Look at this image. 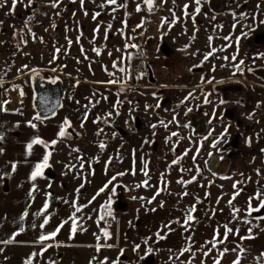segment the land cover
Masks as SVG:
<instances>
[{
  "label": "rangeland",
  "instance_id": "rangeland-1",
  "mask_svg": "<svg viewBox=\"0 0 264 264\" xmlns=\"http://www.w3.org/2000/svg\"><path fill=\"white\" fill-rule=\"evenodd\" d=\"M208 1L153 0L150 9L145 0H117L115 5L107 0H83V4L81 0H18L12 10V0H0L4 5L0 7V80L22 86L32 97L31 109L33 76L61 82V110L42 123L43 127L47 123L62 126L67 118L71 124L54 149H48L52 155L50 167L41 176L46 181L43 186L39 188L37 179H28L37 190L30 192L28 185L25 191L14 189L9 199L14 203L10 208L1 207L0 215L5 222L20 219L19 223L33 220L43 224L47 219L41 235L63 227L54 239L43 242L40 237L0 235V249L4 241H11L3 264H26L28 260L32 264H214L216 259L220 264H233L237 259L239 264H264V253L253 251L251 239H244V246L234 238L217 249L195 250L178 235L176 227V215L183 208L210 209L205 204L211 203L226 210L220 202L232 199L238 190L240 194V174L234 169L239 165L236 157L246 152L247 121L264 118V82L256 75L264 70V0H221L219 12L210 10ZM145 54L161 56L152 66L153 80L144 73L130 83L138 57ZM197 67L202 71L191 73ZM227 83H238L244 90L237 95L223 94L220 87ZM189 110L211 123L206 138L191 135L184 119ZM230 112L231 121L226 119ZM134 121L143 128L151 126L154 139L169 141L159 144L157 156L138 148L137 163L130 152ZM120 130L127 136H120ZM217 140L220 142L212 147ZM215 151L232 158L226 176H212L206 168L209 154ZM145 163L147 177L142 171ZM46 172L53 176H45ZM113 176L117 180L100 192ZM144 180L148 187H136ZM50 182L65 189L63 199H56L46 186ZM3 183L6 193L9 184ZM113 186H117V194L112 202L120 194L128 202L122 215L112 205L109 215L104 207ZM157 191L159 195H155ZM238 197L230 209L243 210L242 205L248 209L249 199ZM199 199L202 205L197 203ZM251 203L253 208L259 205ZM73 216L77 220L74 234ZM157 232L166 238L158 239ZM185 248L190 251H183ZM224 249L228 251L221 256Z\"/></svg>",
  "mask_w": 264,
  "mask_h": 264
},
{
  "label": "crops",
  "instance_id": "crops-1",
  "mask_svg": "<svg viewBox=\"0 0 264 264\" xmlns=\"http://www.w3.org/2000/svg\"><path fill=\"white\" fill-rule=\"evenodd\" d=\"M1 78H3L2 73L0 74ZM21 91L23 92V96L20 94ZM30 98L32 97L25 92L22 86H16L10 80H0V132L4 133V140L0 142V149H3L2 154H0V215L1 207L10 208L14 203L10 202L9 199L13 197L17 188L25 191L28 190L29 186V190L32 192V185L35 184L28 182V179H30V174L34 170L35 165L42 162L46 150L43 145H34L32 154L29 156L26 152V145L36 137L43 139L45 142L60 140L57 134L61 124L47 123L46 127H43L41 120L37 121L34 119L36 114L33 108L31 109L28 105L31 103ZM261 113L264 116V112ZM261 118L247 122L249 129L243 142L245 143L243 150H246V152L240 153L236 157L239 165L234 169V173L238 172L240 174L241 191L238 197L239 200L252 198V201L259 202V200L255 199L256 194L258 192L264 193V135L261 136L264 133V118L263 120ZM30 121L37 125L35 129L29 126ZM249 138L250 143H248ZM11 163H16L17 165L15 172L11 170ZM44 175L46 176V173ZM45 180L47 179L45 178ZM3 181L9 184V189L6 193L2 191L5 184ZM37 182L40 188L43 186L42 183L46 181H43L42 177L38 176ZM50 184L51 182L46 186ZM49 189L53 190L57 195L56 199H63V195L65 194L63 191L65 189L60 185L52 183ZM24 194L26 195L23 192ZM37 194L39 195V193ZM38 197L41 199L40 196ZM183 200V205H187L186 199L183 198ZM230 200L232 199H224V203L222 204L220 202V206L226 210L214 208L213 203V206H211V203L205 204L210 205V209H196L195 213H193L194 220L187 224H185V221L188 210L183 208L181 210L182 213L177 216L178 223L176 227L178 235L184 239V242L187 241V243L192 244L195 250L212 249L213 247L209 242L213 240L217 230L222 238L225 226L232 228L234 231L228 234V238L224 243L217 244V247L214 248L217 249L221 245L230 243V239L235 241L234 238H239V244L242 246L243 243L244 246V239H241V237H247L249 235L248 229L251 228V246L253 247V251L264 253V220L255 219L258 216H264V209L259 212V215L254 216L253 213L256 212H253L252 216L249 217L247 216L248 209L240 205L243 210H240L234 216L233 210L230 209V205L228 206ZM199 201V204L202 205L201 199ZM235 202V200H232V203ZM215 203L218 204L219 201L217 200ZM19 204L22 205V202ZM245 220L251 221V223H245ZM19 222H21L20 219L18 221L5 222L2 216H0V235L4 238H16L21 237L18 235H23V239L41 236V221L39 223L33 220L28 221L27 223L33 224L32 227H25L26 221L23 223ZM236 229L239 230V234H236ZM26 243L25 240L24 244ZM9 245V243H6L0 249V264H3L5 261L3 260L4 255L10 253Z\"/></svg>",
  "mask_w": 264,
  "mask_h": 264
},
{
  "label": "snow or ice",
  "instance_id": "snow-or-ice-1",
  "mask_svg": "<svg viewBox=\"0 0 264 264\" xmlns=\"http://www.w3.org/2000/svg\"><path fill=\"white\" fill-rule=\"evenodd\" d=\"M73 2H74V0H73ZM145 2L149 5V8L151 9L153 0H145ZM196 2H197V4H199L200 3V0H196ZM17 3H18V0H12V2H11V8H12V10H15V8L17 6ZM107 3L110 4V5H115L117 3V0H107ZM81 4H83V0H81ZM55 6H57V5L56 4H53V7H55ZM101 6H103V5H101ZM0 7H4V5L3 4H0ZM185 7H187V5ZM137 11H140V8L139 7L137 8ZM198 11H199V8H197V12ZM85 14L87 15V13H85ZM96 15H99V13H97ZM165 22H167V21H165ZM95 31H98V29H96ZM245 35H247V34H245ZM69 44H71V41H69ZM132 47H135V45H132ZM57 51H59V50H57ZM94 51H96L97 52V55H99V50L98 49H94ZM207 59H208V55L206 54L205 55V60H207ZM235 59H236V57L233 56V60H235ZM239 63L240 64H243V61L241 60ZM237 69L239 70V65H237ZM209 82H211V81H209ZM52 83H56V80H53ZM20 94H21V96H23V92L22 91H21ZM205 102H207V100ZM222 103H223V101H222ZM4 110H6V109H4ZM44 118H47V116H45ZM249 118H251V117H249ZM34 119L37 120V121H40L41 120V116L39 114H37L34 117ZM29 126L31 128H33V129H35L37 127V125L35 123H32L31 121L29 122ZM81 126H83V125H81ZM69 127H71V124H70V121H68L67 118H66L65 121H64V123H63V125L60 127V130H59L58 134H57L58 137H60V138L65 137V135L67 134V131L66 130ZM152 127H156V125H152ZM173 135H176V134L173 133ZM3 140H4V133L3 132H0V142H2ZM57 142H58L57 140H53L51 142H45L43 139H41L39 137H36V138L32 139L31 142H29L26 145V152H27V155H29V156L32 154L33 146L34 145H43L44 148H45V150H46L45 155L43 156L42 162L37 163L35 165L34 170L31 172V174H30V180L35 181L38 176H43L44 169L50 167L49 159H50V157L52 155V152L51 151H48V149L49 148H53L54 149V146H55V144ZM219 142H220L219 140L215 141L213 143L212 147H216V144L219 143ZM248 143H250V138H249ZM104 147H105V145L103 143H101L100 144V148L103 149ZM74 151H78V149H74ZM2 152H3V149H0V154H2ZM177 162L178 161H173V163H177ZM16 167H17L16 163H11V170H12V172H15L16 171ZM142 171L144 172V175L147 177L148 176L147 163L144 164V168L142 169ZM125 174L126 173H119L118 175L119 176H122V175H125ZM133 174H135V173L133 172ZM116 180H117V176H113L111 178V180H109L108 183L104 186V188H101L100 189V192H104L108 188V185L112 184V182L113 181H116ZM178 182L179 183L186 184V183H191L192 181H187V182H185V181H178ZM141 186L148 187V181L147 180H144L142 182V185L141 184L136 185V187H141ZM233 187L236 188V185L234 184ZM116 188H117V186H113L112 187L111 195L109 196V199L107 201V204L104 206V207L107 208L109 215L111 213L112 196H115L117 194ZM36 190L37 189H36L35 185H33L32 191L34 192ZM159 194H160V192L157 191L155 195H159ZM155 195L152 197L151 200L148 201V203H151L152 200L155 199ZM184 195H187V193H184ZM236 195H239V190L233 195L232 200L235 199V196ZM132 199H137V197H132ZM139 199L143 200L145 198L144 197H140ZM255 199L259 200V205H258V207L253 208L252 207V203H251L252 198L249 199V202H248V211H247V216H249V217L252 216V213L253 212L259 213V212H261L262 209H264V193L258 192L256 194V196H255ZM232 200L229 201V205L232 204ZM197 203H200V201L197 200ZM162 206L163 205L161 204V207ZM47 208H48V204L45 203L44 209L47 210ZM76 211L79 212V211H81V209L79 207H77L76 208ZM153 211H155V209H153ZM195 211H196L195 205L191 206L188 209V212H187V215H186L185 224H187L188 222H191V221L194 220L193 213H195ZM239 211H240V209H238V208L234 209L233 215L235 216V214L238 213ZM24 215L26 216L27 213H24ZM100 218L101 219H104V216L101 215ZM21 219H23V216L21 217ZM71 219H72V233L74 234L76 232V229H77V220H76L75 216H73ZM255 219L264 220V216H258ZM244 222L245 223H251V221H248V220H245ZM47 223H48V220L45 219L44 222H43V224L40 225V227L43 228L44 225L47 224ZM60 227H63V224H61L60 226H58L57 229L54 232H52L50 235H41L40 238H39L40 241L43 242L45 240L54 239L55 236L57 235V233L59 232ZM164 227H168L170 229V226L169 225H165ZM102 231H103V236L105 238H110V234H109V232L107 230H102ZM233 231L234 230L232 228H229V227L225 226V232L223 234V237L222 238L220 237V233L217 230L216 234L214 235L213 240L210 241L209 243H211V245H212L213 248H216L217 247V244L218 243H224L227 240V238H228V234L229 233H232ZM251 231H252L251 228H249L248 229L249 235L247 237H241V239H251L252 238ZM235 232H236V234H239V230L238 229H236ZM155 235L157 236L158 239H164V238H166L164 236H161L160 235V232H157ZM98 239H99V237H98ZM10 242L11 241H4V243H10ZM147 242L148 241L146 239L145 240V243H147ZM108 247H112V246L111 245H108ZM136 247L139 248V245H137ZM237 247H239V245ZM46 250L47 249H45V251ZM97 251H99V246H97ZM148 251L151 252L152 249L149 248ZM183 251L187 252V251H190V249L189 248H185ZM227 251H228V249H224L220 253V255L222 256L224 254V252H227ZM233 251H235V249H233ZM205 255H208V253H205ZM26 264H32V261L31 260H28V261H26ZM214 264H220V260L219 259H216L214 261ZM233 264H239V260L237 259L236 261L233 262Z\"/></svg>",
  "mask_w": 264,
  "mask_h": 264
},
{
  "label": "flooded vegetation",
  "instance_id": "flooded-vegetation-1",
  "mask_svg": "<svg viewBox=\"0 0 264 264\" xmlns=\"http://www.w3.org/2000/svg\"><path fill=\"white\" fill-rule=\"evenodd\" d=\"M208 6H209L210 10H212L214 12H219L222 9V7H223L222 1H221V6H222L221 9L218 10V11L217 10H213L211 8V0L208 1ZM152 66H154V64L148 63L146 65V67H145V73H146V76H147V78L149 79L150 82L153 80V77L152 76H154V69H153ZM201 71H202V68H200V67L191 69V73H200ZM256 75H257V77L259 79H261L264 82V70L257 71ZM139 76L140 75L137 74V69L135 67V69L131 73L130 83L134 82L135 79H138ZM33 82L36 85L42 87L44 85V82H50V81L47 80V79H45L43 75H35L30 80L31 90H32V83ZM243 90H244L243 89V86L240 85V84H238V83H227V84H224V85H222L220 87V91L223 94H235V95H237V94H240L241 92H243ZM32 94H33V92H32ZM60 110H61V108L59 109V111ZM189 113H194V114L197 115L196 119H194V124L196 123V120L199 121L200 119H203V122H204V126L205 127L202 129L201 126H200V128L198 126V128L196 130V132L202 131V134L201 135L194 134L195 133V129L191 125V120L187 118V115ZM228 115L229 116H226V119H228L230 121L233 120L232 112H230ZM184 119L187 121V125H188L189 130H190V133H191V135L193 137H198V138L205 137L206 138L208 136V134L211 132V130H210L211 123L205 117L200 116L198 113H196L194 111H190V112L186 113ZM252 120H254V119H252ZM252 120H248V121H252ZM41 121H44V120H41ZM150 128H151V126L144 127V128L141 127V123H139L138 121H136V122L134 121V123H133V129H132L133 130V133L131 134V141L130 142L133 144L132 146L134 148L130 152L132 153L133 159L135 157V163H137V161H138L137 159L139 158V156H141L138 153V151H139L138 148H141V150L142 149H146L144 152L148 156H157V154L159 153V148H161L159 144L164 143L166 145L169 142V141H164V140H162V142H161L159 139L158 140L154 139L153 133H150L149 132V131H152V129H150ZM142 132H146V133L144 135L139 134V133H142ZM118 134L120 136H127V133L124 130H120V132ZM140 136H141V138H140ZM244 138H245V136H244ZM232 144L234 146H236L237 145V141H234ZM244 144L245 143H243V146H244ZM164 148L165 147L162 148V151H164V150L166 151V149H164ZM242 149H243V147H242ZM216 151L214 153L209 154V159L211 157H216L217 159H223V158H228V157L231 158V156L229 154H226V155H223V156H218V154L216 153ZM220 151H222V149ZM142 152H143V150H142ZM167 153L168 152L166 151L165 152V155ZM209 159H208V161H209ZM208 161H207V163H208ZM231 162H232V158H231ZM207 163H206V168H207ZM231 166H232V163H231ZM230 169H231V167H230ZM229 172H230V170H229ZM229 172H228V174H229ZM210 174L212 176H215L211 172H210ZM215 177H219V176H215ZM120 186L121 185H119V187ZM146 204H147L146 205L147 207L150 206L149 203H148V201L146 202ZM111 205H112V208L114 210H116V212L120 213L121 215L124 214L128 210V202H126V200H125V198H124V196L122 194L118 195L115 198V200L112 202ZM167 212H170V211L167 210ZM179 214H181V210H180V212H178V214L176 216H179ZM149 215L151 216L153 214L152 213H146V216L149 217ZM170 215L171 214H168L167 216H170ZM140 216H142V215H140ZM133 220H138V218H134Z\"/></svg>",
  "mask_w": 264,
  "mask_h": 264
},
{
  "label": "water",
  "instance_id": "water-1",
  "mask_svg": "<svg viewBox=\"0 0 264 264\" xmlns=\"http://www.w3.org/2000/svg\"><path fill=\"white\" fill-rule=\"evenodd\" d=\"M221 1L220 0H211V8L213 10L221 9ZM32 108L35 114H39L41 116V120H47L53 117L61 108L62 101L64 97V91L61 82L56 81V83L44 82L42 87L36 85L34 82L32 83ZM47 116V118H44ZM197 115L194 113H189L187 118L191 120V125L195 129L194 134H202V131L196 132L198 126L205 127L203 119L199 121L196 120L194 124V119H196ZM231 158H223L217 159L216 157H211L207 163V169L215 176L223 177L226 176L231 167ZM46 175L53 176L52 173L46 172ZM254 216L259 215V213H253Z\"/></svg>",
  "mask_w": 264,
  "mask_h": 264
},
{
  "label": "built area",
  "instance_id": "built-area-1",
  "mask_svg": "<svg viewBox=\"0 0 264 264\" xmlns=\"http://www.w3.org/2000/svg\"><path fill=\"white\" fill-rule=\"evenodd\" d=\"M160 61H161L160 55L145 54V55L139 56L137 59V63H136L137 74L138 75L144 74L145 73V67L148 63L156 64ZM110 221H112V219H110Z\"/></svg>",
  "mask_w": 264,
  "mask_h": 264
}]
</instances>
